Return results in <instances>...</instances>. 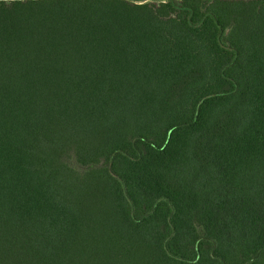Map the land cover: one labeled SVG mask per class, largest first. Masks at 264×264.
<instances>
[{
  "label": "trees",
  "instance_id": "1",
  "mask_svg": "<svg viewBox=\"0 0 264 264\" xmlns=\"http://www.w3.org/2000/svg\"><path fill=\"white\" fill-rule=\"evenodd\" d=\"M0 264H264V0H0Z\"/></svg>",
  "mask_w": 264,
  "mask_h": 264
}]
</instances>
